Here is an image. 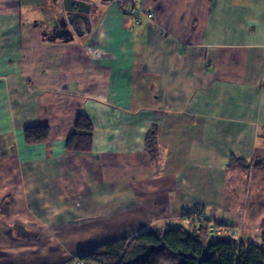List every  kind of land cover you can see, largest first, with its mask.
<instances>
[{
  "label": "crops",
  "instance_id": "obj_1",
  "mask_svg": "<svg viewBox=\"0 0 264 264\" xmlns=\"http://www.w3.org/2000/svg\"><path fill=\"white\" fill-rule=\"evenodd\" d=\"M61 1L0 0V264H64L188 208L260 243L264 0H85L91 31L59 37ZM79 115L87 152L65 148Z\"/></svg>",
  "mask_w": 264,
  "mask_h": 264
},
{
  "label": "trees",
  "instance_id": "obj_2",
  "mask_svg": "<svg viewBox=\"0 0 264 264\" xmlns=\"http://www.w3.org/2000/svg\"><path fill=\"white\" fill-rule=\"evenodd\" d=\"M74 130L66 140L65 148L70 151L87 152L92 144V123L88 117L79 115L74 122ZM145 144L150 156L156 160V132L152 128L148 132ZM24 136L28 143H41L49 139L47 126H32L25 130ZM264 166V160L256 161ZM0 205V213L6 212ZM25 237H34L36 233H27ZM263 237L260 243H240L218 236L213 233L212 225L206 219L197 222L190 228L171 226L150 227L139 234L105 243L81 255L100 264H264V219Z\"/></svg>",
  "mask_w": 264,
  "mask_h": 264
},
{
  "label": "water",
  "instance_id": "obj_3",
  "mask_svg": "<svg viewBox=\"0 0 264 264\" xmlns=\"http://www.w3.org/2000/svg\"><path fill=\"white\" fill-rule=\"evenodd\" d=\"M90 9L85 0H62L55 17L56 35L82 36L85 31L90 32Z\"/></svg>",
  "mask_w": 264,
  "mask_h": 264
},
{
  "label": "built area",
  "instance_id": "obj_4",
  "mask_svg": "<svg viewBox=\"0 0 264 264\" xmlns=\"http://www.w3.org/2000/svg\"><path fill=\"white\" fill-rule=\"evenodd\" d=\"M120 6H122L123 13L128 19H131L134 23L138 22V18L135 17L137 8L132 3L128 2H121ZM206 215L199 209V208H188L184 211V215L181 217V224L183 226L185 225H191V223H197V222H204L206 221ZM230 240L234 241L237 245L241 243V234H239L236 231H232L229 233ZM64 264H100L96 261L87 260L84 258H80L78 256H72L69 260V262Z\"/></svg>",
  "mask_w": 264,
  "mask_h": 264
},
{
  "label": "rangeland",
  "instance_id": "obj_5",
  "mask_svg": "<svg viewBox=\"0 0 264 264\" xmlns=\"http://www.w3.org/2000/svg\"><path fill=\"white\" fill-rule=\"evenodd\" d=\"M227 235L226 234H224V237H226Z\"/></svg>",
  "mask_w": 264,
  "mask_h": 264
}]
</instances>
